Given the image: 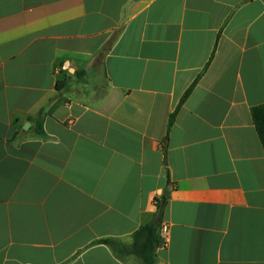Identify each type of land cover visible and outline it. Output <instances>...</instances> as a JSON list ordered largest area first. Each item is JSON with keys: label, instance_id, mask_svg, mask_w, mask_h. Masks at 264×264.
Listing matches in <instances>:
<instances>
[{"label": "crops", "instance_id": "0c3cea01", "mask_svg": "<svg viewBox=\"0 0 264 264\" xmlns=\"http://www.w3.org/2000/svg\"><path fill=\"white\" fill-rule=\"evenodd\" d=\"M262 104L264 0H0V264H264Z\"/></svg>", "mask_w": 264, "mask_h": 264}, {"label": "trees", "instance_id": "16d2710c", "mask_svg": "<svg viewBox=\"0 0 264 264\" xmlns=\"http://www.w3.org/2000/svg\"><path fill=\"white\" fill-rule=\"evenodd\" d=\"M199 80V78H198ZM198 80L186 91L182 97L179 105L176 110L170 115L168 123V132L174 125L176 117L181 109V106L187 100L189 95L192 93L195 88ZM65 83L60 82L58 84V89L64 87ZM252 118L256 127V131L260 138L261 144L264 149V104L254 107L251 110ZM43 111L40 112V118L37 121L36 131L39 135H44L43 130ZM164 220V206L161 202L158 204V211L156 212L151 223L140 228L133 236L132 251L138 255L144 262V264H154L156 262V251L159 247H162V238H161V227ZM96 243L104 244L109 246L114 254L122 259V250L119 246V243L113 239L100 240Z\"/></svg>", "mask_w": 264, "mask_h": 264}, {"label": "built area", "instance_id": "2783aa9c", "mask_svg": "<svg viewBox=\"0 0 264 264\" xmlns=\"http://www.w3.org/2000/svg\"><path fill=\"white\" fill-rule=\"evenodd\" d=\"M161 238H162V247H165L169 241V227L167 224H162L161 227Z\"/></svg>", "mask_w": 264, "mask_h": 264}, {"label": "water", "instance_id": "95a60500", "mask_svg": "<svg viewBox=\"0 0 264 264\" xmlns=\"http://www.w3.org/2000/svg\"><path fill=\"white\" fill-rule=\"evenodd\" d=\"M29 126H30L29 124H26L25 129H27Z\"/></svg>", "mask_w": 264, "mask_h": 264}]
</instances>
